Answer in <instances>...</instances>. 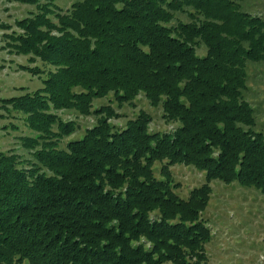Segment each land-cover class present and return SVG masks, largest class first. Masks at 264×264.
I'll return each mask as SVG.
<instances>
[{
	"label": "trees",
	"instance_id": "1",
	"mask_svg": "<svg viewBox=\"0 0 264 264\" xmlns=\"http://www.w3.org/2000/svg\"><path fill=\"white\" fill-rule=\"evenodd\" d=\"M17 1L35 10L15 29L0 23L3 47L42 86L0 98L29 156L0 151V264H206L210 182L264 194V132L247 95L250 67L264 66L263 15L245 0ZM140 95L176 128L150 130L142 110L111 122ZM110 96L117 107L94 106ZM174 165L204 174L187 198Z\"/></svg>",
	"mask_w": 264,
	"mask_h": 264
},
{
	"label": "rangeland",
	"instance_id": "2",
	"mask_svg": "<svg viewBox=\"0 0 264 264\" xmlns=\"http://www.w3.org/2000/svg\"><path fill=\"white\" fill-rule=\"evenodd\" d=\"M76 0H56V4L62 8H68ZM251 10L254 7L264 17V0H245ZM35 10L34 6L21 3L17 0H0V23L10 24L13 29L14 20L27 16ZM9 29L0 27V98L20 95L27 90H35L42 86L41 79L32 76L19 68L20 64H27V58L12 54L4 46L1 35L9 32ZM199 52L203 51L198 49ZM247 92L249 100L260 111L257 116L256 129L264 132V66L250 67ZM112 96L94 100V106L108 103L113 104ZM1 104V103H0ZM134 106L123 105L117 112L122 116L112 118L111 122L116 126H124L126 121L134 118L140 110L147 112L152 121L149 129L171 132L177 123L167 122L162 117L160 106L150 105L144 95H140ZM7 112L0 109V151L9 149L24 158H28L27 152L21 146L19 135L25 132L26 127L22 120L5 117ZM66 118H74L69 113H63ZM78 126L71 135L72 138L82 137L87 126L95 122L94 116L80 117ZM19 125V131L4 127L8 122ZM260 122V124H259ZM160 162L155 163V172L159 176ZM172 176L177 193L182 198H187L190 190L204 182V174L193 166L174 165L171 167ZM212 193L206 209L202 213L203 220L211 228L212 237L205 245L207 252L206 264H264V194L254 187H246L238 182L223 183L219 180L210 182ZM27 264V263H25Z\"/></svg>",
	"mask_w": 264,
	"mask_h": 264
}]
</instances>
